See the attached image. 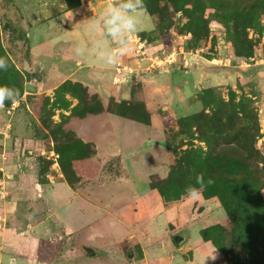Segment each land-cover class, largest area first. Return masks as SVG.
Listing matches in <instances>:
<instances>
[{"label": "rangeland", "instance_id": "374dc122", "mask_svg": "<svg viewBox=\"0 0 264 264\" xmlns=\"http://www.w3.org/2000/svg\"><path fill=\"white\" fill-rule=\"evenodd\" d=\"M59 1L0 0V56L8 61V68L0 71V85L17 91L20 85L24 87L15 103L0 105V231L6 230L17 242L18 255L14 256L35 264H264V183L250 190L262 201L261 209L245 205L232 215L226 209L239 196L219 190L215 169L203 176L209 198L204 187L195 199L183 195L196 178L192 166L181 157L187 150L208 149L195 128L183 133L179 120L201 110L198 99L203 88L194 92L186 84L180 92L135 78L125 84L101 85L98 79L103 71L94 72L92 67L106 69L109 79L118 60L109 65L96 57L97 38L83 43L80 32L63 23L66 16ZM213 1L217 9L207 5L199 10L201 6L194 5L186 15L176 12L173 0H144V8L157 11L162 35L171 30L172 36L165 49L159 45L152 55H169L181 46L226 62L235 54L231 39L239 27L256 57L263 58L264 15L251 27L239 22L245 2L251 0ZM260 10L264 11V3ZM202 16L206 25L199 21ZM151 23L143 12L142 30ZM199 27L200 39L194 41L188 31ZM139 42L134 36L130 40L138 46ZM127 51L132 54L133 48ZM78 60L81 66L76 65ZM34 61L43 64L49 77L39 68L30 72ZM177 61L182 62L180 56ZM72 71L70 79L102 87L94 91L72 80L56 82ZM255 75V80L242 84L216 86L212 107L225 110L222 104L230 95L235 103L246 102L251 111L248 118L254 121H243L248 131L260 128L255 146L264 158V68ZM185 77L181 74L180 79ZM28 82L38 89L30 99ZM35 132L39 138H34ZM241 133L232 136L230 147L240 150L250 142L236 143ZM26 134L34 144L16 146L15 137L26 138ZM14 158L21 161L19 178L4 169V163L12 165ZM262 162L258 159L256 164L262 167ZM229 168L238 187L237 160ZM58 181L59 192L50 196L49 191H57ZM166 184L171 185L163 187ZM243 189L242 194L247 193ZM14 192L18 206L29 202L28 212L17 214V219L7 208ZM181 233L188 238L177 244L174 236ZM83 246L101 254L92 257ZM130 251L132 258H128Z\"/></svg>", "mask_w": 264, "mask_h": 264}, {"label": "trees", "instance_id": "16d2710c", "mask_svg": "<svg viewBox=\"0 0 264 264\" xmlns=\"http://www.w3.org/2000/svg\"><path fill=\"white\" fill-rule=\"evenodd\" d=\"M88 0H67L69 7L74 8L80 4L86 3ZM221 1V0H220ZM248 3V5H246ZM264 0H251V2H245L243 10H241V18L239 22L245 23L246 27H251L255 24L260 16L264 15V11H261V5ZM194 5L196 8L200 5L199 10H203L205 6H211L217 9L219 6L213 0H173L172 6L176 9V12H184L186 15L191 14ZM148 12L155 22V29L151 33H143L141 36L149 41H154L157 39L168 40L171 30L164 29L163 32L169 31V34L162 35V30L159 25L160 18L155 16L156 12L150 11L148 8H144ZM158 23H157V21ZM200 23L206 25L204 17H200ZM239 28V27H238ZM234 29V37L231 39L234 46V56L239 58H244L248 61L253 62L256 60V52L253 47L244 39V35L239 31V29ZM192 39L198 41L200 39L201 27L197 30H189ZM262 34H264V29ZM186 48V47H185ZM192 49H187L191 51ZM261 50V49H260ZM79 83V82H78ZM81 84V83H80ZM23 84L18 88V99L22 97L23 94ZM216 87L204 88L203 96L199 100L201 104V110L195 112L188 116H183L179 120V128L183 133L190 134L188 130L195 128L200 136V139L206 143L207 151L205 152L202 148L191 149L185 151L181 160L183 163L191 165L195 178L197 174H202V176H208L210 173L208 171L217 170L215 177L216 185L219 190H223L226 194L232 193L239 196L238 200L230 203L229 207L226 209L229 215L238 211L241 207L245 205H252L257 209H261L263 206L262 201L256 197H253L250 190L255 189L260 183H264V158H261L259 149L256 148L255 142L258 137H261L260 128H255L252 131H248L246 124L243 120L254 121V118L250 117V108L246 102L239 100L235 103V99H232V95L228 101L222 104L223 108L215 109L212 106L215 104V98L212 96L213 91ZM32 94L27 95V99H30ZM26 99V100H27ZM196 100V101H198ZM9 104V103H8ZM218 106V105H217ZM219 107V106H218ZM209 110L206 112V110ZM256 121V119H255ZM244 124L243 126H237ZM242 132L239 137L235 140L236 143L241 142L245 139H250L248 144H244L240 150L230 147L232 136ZM244 134V137H243ZM36 138H39V132H35ZM76 145L82 146L80 143H75ZM242 144V142L240 143ZM229 149V154L227 151ZM258 159L263 160L262 167L256 164ZM232 160H237L238 162V173L240 184L238 187H234L232 181L233 168H229ZM255 173L257 177L255 176ZM261 176V178H260ZM171 184H166L163 187H167ZM199 187V186H198ZM204 193L209 198L210 194L205 189L208 187L206 182H204ZM247 193L242 194L244 189ZM249 190V191H248ZM224 198V197H223Z\"/></svg>", "mask_w": 264, "mask_h": 264}, {"label": "crops", "instance_id": "0c3cea01", "mask_svg": "<svg viewBox=\"0 0 264 264\" xmlns=\"http://www.w3.org/2000/svg\"><path fill=\"white\" fill-rule=\"evenodd\" d=\"M110 2H112V0H88L86 3L71 8L69 7L68 2L66 0H62V2L60 0L59 5H60V9H62L61 12L64 13V15L66 16V19H64L65 21L63 23L65 25L71 26L77 32L79 31L81 34V40L83 41V43L88 45V43H90L91 40L94 41L95 38L99 39L101 37L100 30L93 32L90 29L89 25L91 22V18L97 17L100 11ZM144 12L151 17V15L148 12L146 11ZM151 21H152L151 23L152 25H149L147 30H142L140 25L137 31L132 33V37L134 36L137 42L140 40L139 46L143 45L141 50H138L137 44L130 43L132 37L131 39L129 38V43L131 46L130 48L131 49L133 48V52L131 54L130 51H126L123 55L120 56V58L117 61L116 67L113 70L114 73L109 77V79H107V75L104 74L105 73L104 70L106 69H104L101 66L92 67L94 69L93 70L94 72H96L95 69L103 71V73L99 72V74H102V76L98 79L101 85L104 84L108 86L110 84H117V83L125 84L127 83V81L129 80L133 81V79L135 78L136 80H141V81L146 79L151 82L156 81L159 85H163L165 87H174L176 90L180 92L182 91L183 85L185 86L186 84H189L190 89L192 88V90L196 92L197 88L199 89V87H202L204 89L208 87H216L227 84L233 85L238 82L242 84L243 82L255 80L257 78L255 75V71L259 68L260 69L264 68V66L261 65L262 63L264 64V60H263L264 57L262 53L260 54L262 55L263 58H256V60H254L253 62L248 61L244 58L236 57L234 55L230 56V58H227L226 62H222L221 58L207 57L203 55L201 56L198 50H195V52L185 51L183 47L179 46L178 48H176L178 49V51L176 49L173 51L172 56L175 57L174 59H171L172 56L171 58H169V55L171 53H168L169 55H165L157 58V56L152 55V52L159 45L160 46L163 45L165 49L167 40L157 39L154 41H149L148 39H145L141 36L143 33L148 34L155 29V22L152 17H151ZM262 45L264 50V35L262 37ZM86 47L87 46H85V48ZM151 47H153L154 49H152ZM164 54L167 53L165 52ZM35 56L36 55H33L32 58L35 59ZM179 56L181 57L183 63L182 62L177 63ZM170 59L173 61H171ZM151 61L153 62V64L151 63ZM136 63H138V67L136 66ZM174 63L177 65L178 70H176ZM81 64L82 62L78 60L76 65L81 66ZM180 64L182 67L179 66ZM32 65L35 68L33 66L30 67V65L28 64L31 73L37 71L36 70L37 68L41 69L43 72L45 71L43 64L41 65L39 62L35 63L34 61V63L32 62ZM26 67L24 68L25 71H27ZM73 74L74 71L70 72L68 77H64L56 82L59 83L60 81L65 82L66 80H72L80 83V81L70 79V77H72ZM181 74H184L186 77L184 79H180ZM46 75L47 77H49V74L46 73ZM147 75L150 77H148ZM149 78H151L152 80H150ZM81 84L83 83L81 82ZM83 85L86 86L85 84ZM86 87H88L90 90L95 89L94 91H98L96 89H98V87L101 88L102 86H99L98 84L97 85L88 84ZM6 135H7V130L4 132V136H5L4 138H6ZM29 135L26 134V138L22 135H17L15 137L16 146H21V142L24 143L26 146L31 145L32 143L34 144L33 140L29 138ZM14 159L15 160L12 165L4 163V169L6 172L11 173V175L13 174L12 176H16L19 178V176L21 177V173H20L21 171L19 169V164L21 161L20 159L17 158ZM60 183L61 182L59 181L58 183L56 182L57 191L56 190L49 191L50 196H54L56 195V192H59V188L61 186ZM62 185L63 187L66 186L69 192H71L70 187H68L65 183L62 182ZM48 187L49 189H51L50 185H48ZM11 200H13V202L8 201L9 203L7 208H9V211L13 210L11 213H9L12 214V217L17 219L18 217L17 214H23L24 213L23 211L28 212L29 202L20 203V206H18L19 203L17 202L16 192L12 194ZM56 217L59 219L57 213H56ZM59 223H61L60 219H59ZM12 239H14V237L10 236V233H7L6 230L0 231V264H6L5 259H7V257L10 255L11 256L18 255V244L15 240L12 241ZM15 257H16V261H18L19 259L18 262L22 264L36 263L32 259L25 260L22 257L20 258H18L17 256Z\"/></svg>", "mask_w": 264, "mask_h": 264}, {"label": "clouds", "instance_id": "9594fccd", "mask_svg": "<svg viewBox=\"0 0 264 264\" xmlns=\"http://www.w3.org/2000/svg\"><path fill=\"white\" fill-rule=\"evenodd\" d=\"M144 11V0H112L97 17L91 18L90 29L93 32L97 30L101 32V37L94 42L96 57L106 64H114L130 48V34L139 28ZM80 51L81 49L77 47L76 52L80 53ZM7 68V59L0 56V71ZM18 95L14 87L0 85V105L5 101L15 103ZM203 185L202 174H197L196 184L187 185L183 195L186 198L195 199ZM7 264H16V257L8 256Z\"/></svg>", "mask_w": 264, "mask_h": 264}, {"label": "water", "instance_id": "95a60500", "mask_svg": "<svg viewBox=\"0 0 264 264\" xmlns=\"http://www.w3.org/2000/svg\"><path fill=\"white\" fill-rule=\"evenodd\" d=\"M26 91L28 93H37L38 92V89L30 82H28L26 84ZM188 238V235L186 233H181L179 235H175L174 236V239L176 241L177 244H182L184 243ZM83 250L90 256L94 257V256H98L100 255V251L96 250L95 248L91 247V246H83ZM133 257V252L130 251L128 253V258H132Z\"/></svg>", "mask_w": 264, "mask_h": 264}, {"label": "built area", "instance_id": "2783aa9c", "mask_svg": "<svg viewBox=\"0 0 264 264\" xmlns=\"http://www.w3.org/2000/svg\"><path fill=\"white\" fill-rule=\"evenodd\" d=\"M142 47H143V45L138 46V50H141ZM172 55H173V53H171V54L169 55V58H171ZM170 60H171V59H170ZM171 61H173V60H171Z\"/></svg>", "mask_w": 264, "mask_h": 264}]
</instances>
